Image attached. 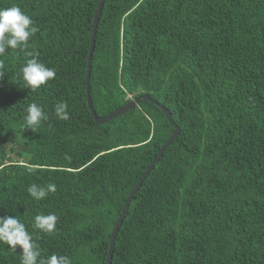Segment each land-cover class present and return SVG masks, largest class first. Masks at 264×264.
<instances>
[{"label": "trees", "instance_id": "trees-1", "mask_svg": "<svg viewBox=\"0 0 264 264\" xmlns=\"http://www.w3.org/2000/svg\"><path fill=\"white\" fill-rule=\"evenodd\" d=\"M99 1L0 0L38 28L0 55V217L23 222L43 258L71 264H107L129 194L174 131L147 100L94 120ZM28 53L56 72L35 91L22 80ZM90 88L100 117L147 94L181 129L135 195L112 264H264V0H105ZM33 102L48 117L35 131ZM33 183L57 190L37 201ZM50 213L53 233L33 227ZM0 264H21L19 253L0 243Z\"/></svg>", "mask_w": 264, "mask_h": 264}, {"label": "clouds", "instance_id": "clouds-1", "mask_svg": "<svg viewBox=\"0 0 264 264\" xmlns=\"http://www.w3.org/2000/svg\"><path fill=\"white\" fill-rule=\"evenodd\" d=\"M37 31L34 21L20 7L0 8V55L9 49L27 48L30 38ZM28 55L32 58L28 59L21 69L22 80L26 89L35 91L54 79L56 72L35 58L32 53ZM67 108L66 102L57 103L55 115L60 120L69 119ZM47 119L43 108L37 103L33 102L27 106L24 120L32 131ZM56 190L57 186L54 183H49L46 187L33 183L27 188L28 194L37 201L45 199L49 193ZM57 221L58 217L55 214L37 215L33 227L45 234H51L56 229ZM0 243L19 253L21 264H71V260L65 255L52 254L43 258L39 245L27 231L26 225L16 216L0 217Z\"/></svg>", "mask_w": 264, "mask_h": 264}, {"label": "water", "instance_id": "water-1", "mask_svg": "<svg viewBox=\"0 0 264 264\" xmlns=\"http://www.w3.org/2000/svg\"><path fill=\"white\" fill-rule=\"evenodd\" d=\"M104 4H105V0L99 1L97 10H96V13L94 16V24H93V31H92V37H91V47H90V53H89V58H88L87 101H88V106H89V109L92 113V116L94 117V120L96 121L97 124H100V125L107 123L110 120H112L118 116H121L122 114H124L130 110H133L137 106V104L139 103L140 100H147L149 102L154 103L155 105H158L160 107V109L165 113L167 119L170 121V123L174 127V131L171 134V136L169 137V139L159 149L156 157L153 159L151 164L147 167V169L145 170V172L143 173V175L141 176V178L139 179V181L135 185L133 191L129 194V196H128L125 204H124L122 213L118 219V223H117V225H115V227L112 230L111 237H110V249H109V254H108V259H107V264H112L113 248H114L115 238H116V235H117L119 229L121 228V226L124 223V220L127 216L129 207H130L133 199L135 198V195L140 190L143 182L147 179V177L153 171L156 164L161 160L165 151L169 148V146L175 140V138L180 135L181 129L172 119V115H171L170 111L164 105L158 103L153 97H151L150 95H147V94H143V95L136 97L135 99H133L129 103H127L125 106L117 109L116 111L110 113L109 115H107L105 117H100L97 115V113L93 107V103H92L90 80H91V65H92V58H93V53H94V49H95L97 29H98V24H99V20H100V16H101Z\"/></svg>", "mask_w": 264, "mask_h": 264}]
</instances>
